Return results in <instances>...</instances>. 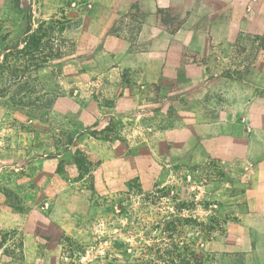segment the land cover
Here are the masks:
<instances>
[{
  "label": "rangeland",
  "instance_id": "obj_1",
  "mask_svg": "<svg viewBox=\"0 0 264 264\" xmlns=\"http://www.w3.org/2000/svg\"><path fill=\"white\" fill-rule=\"evenodd\" d=\"M152 3L0 0V264H212L202 243L241 212L230 166L191 164L166 144L176 136L112 115L84 73L96 17L131 37ZM239 42L250 60L254 44Z\"/></svg>",
  "mask_w": 264,
  "mask_h": 264
},
{
  "label": "crops",
  "instance_id": "obj_2",
  "mask_svg": "<svg viewBox=\"0 0 264 264\" xmlns=\"http://www.w3.org/2000/svg\"><path fill=\"white\" fill-rule=\"evenodd\" d=\"M152 1L131 37L121 22L100 26L96 17L99 58L84 72L95 77L89 86L112 115L176 136L166 144L188 151L191 164L215 158L230 166L241 212L202 246L212 264H264V0ZM171 5L182 20L173 33L152 14ZM239 39L254 44L250 60H242L248 49H237ZM173 94L179 98L171 108Z\"/></svg>",
  "mask_w": 264,
  "mask_h": 264
},
{
  "label": "trees",
  "instance_id": "obj_3",
  "mask_svg": "<svg viewBox=\"0 0 264 264\" xmlns=\"http://www.w3.org/2000/svg\"><path fill=\"white\" fill-rule=\"evenodd\" d=\"M178 8V7H177ZM173 8L171 7H165V8H158L157 9V13L160 15V21L165 24L169 31L171 33L177 31L181 25H182V20H177V22L173 21V20H176L177 17L174 16V17H170L171 15H169V12L172 10ZM28 19L30 20V17H28ZM46 23H42V25L38 28V30H35L31 35H28V42L26 44V47L29 48L32 46V44H34V46H36L37 44L40 43L41 41V38L43 36V34L41 36L38 35V32L40 30H43V26L45 25ZM28 29L30 30L31 29V24H30V21H29V24H28ZM186 264V263H184Z\"/></svg>",
  "mask_w": 264,
  "mask_h": 264
}]
</instances>
